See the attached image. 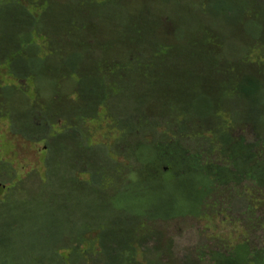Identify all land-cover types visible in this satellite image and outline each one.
<instances>
[{
  "label": "rangeland",
  "instance_id": "rangeland-1",
  "mask_svg": "<svg viewBox=\"0 0 264 264\" xmlns=\"http://www.w3.org/2000/svg\"><path fill=\"white\" fill-rule=\"evenodd\" d=\"M36 125L38 136L59 132L51 153L48 141L20 135ZM238 134L264 137V0H0V242L31 244L57 220L102 216L112 242L95 229L91 249L102 243L119 254L126 240L137 264L230 257L245 240L256 249L244 226L263 231L264 223L245 211L241 186L213 189L207 209L224 218L212 221L138 223L115 204L123 197L114 192L136 179L125 170L136 164L131 155L115 149L158 142L209 156L214 169L232 166L218 143ZM255 155L251 165H264V149ZM83 170L98 174L106 192L79 184L90 182ZM58 205L75 213L52 219Z\"/></svg>",
  "mask_w": 264,
  "mask_h": 264
},
{
  "label": "trees",
  "instance_id": "trees-1",
  "mask_svg": "<svg viewBox=\"0 0 264 264\" xmlns=\"http://www.w3.org/2000/svg\"><path fill=\"white\" fill-rule=\"evenodd\" d=\"M59 121H56V124L54 123L55 127L58 126ZM39 128L36 125L30 128L28 133L20 135L32 143L48 141V151L51 153L54 148L51 139L58 136L59 132L47 127L45 131L43 130L42 135L38 136L36 132L39 131ZM210 131L214 132L215 129L211 128ZM227 140H229L228 144L225 143L227 141H221L218 145L221 153L227 152L231 155V158L226 161L232 163V166L221 167L216 165L217 167L214 169L208 168L212 165L208 162L209 156L182 152L181 148L177 146L169 151L171 147H163L158 145V142L145 144L142 142L115 149L114 156L121 151L120 156L126 160L131 155L136 163L134 166L125 168V170L130 169L128 173L135 175L136 179L133 178L134 181L127 180V184L123 186L121 191L114 192V195L122 194L123 197V202L115 204L117 206L119 204L121 208L126 209L134 217L133 220L138 221V223L147 224L149 221H157L158 224H168L181 219H200L197 218L198 215L212 221L211 217H222L219 214L212 216L207 209V206L211 205L208 197L212 194L213 189L222 185L241 186L245 193H248L244 196L241 192V201L245 203V200H247L248 202L247 208H244L245 211L248 213L255 212L258 217L257 220H262L264 223V215L261 212L264 209V165L259 160V166H255L257 167L256 171H254L255 167L251 165L254 157H257L256 152L260 153L264 149V137L255 136V140L249 142L245 136L238 134L234 138L228 136ZM82 141L85 142L83 138ZM144 147L147 152L144 151ZM210 150L212 149L210 148ZM209 155L211 156V153ZM115 162L113 163L116 167L123 168L119 165L120 163ZM151 166L158 170L151 173L148 170ZM78 172L88 174L90 182L79 183L77 180L79 174L71 176V181L84 185L88 189L96 187L99 192H106L103 183H101V178H97L98 174L94 175L89 170ZM143 184H147V186H143ZM2 185L4 186V184ZM151 185L156 186L152 188ZM132 190H137V192L131 193ZM144 191H147V193H144ZM157 196L162 202H156ZM200 197H204V200H201ZM252 199L258 201L257 206L259 209H256L254 206L256 202H252ZM66 212L68 216L75 213L71 208L66 209L64 205H58L55 209L51 208L49 216L55 219L56 216L60 217ZM147 213H149L148 215L152 214V217L147 218ZM88 220L81 221L78 216H72L61 222L57 220L54 226L46 227L44 235L34 237L31 244L18 245L12 242V245H10L7 242H0V264H122L123 260L128 261L129 264H137L136 250H128V242L123 239V250L119 254L107 252L104 250L105 245H102V243H100L99 249H91L89 243L93 240V230L101 231L99 241L102 238H107V244H111L113 237L109 235L110 225L104 217L100 216L97 223H95V220ZM225 220L222 221L223 224L226 222ZM23 224L26 226V221H23ZM94 224H96L95 227ZM8 225L10 223L4 222L3 227ZM244 228L248 238L252 237L253 234L257 236L259 242L256 249L249 248L248 240H245L242 247L233 250L234 254L230 257L227 256V253L219 252L208 257L216 264H264V248H262L264 247V230L262 231L255 225L244 226ZM133 235L136 234L133 233ZM7 237H11L13 241H16L13 234H6L3 239L9 240ZM133 238L137 239L138 236L136 235ZM26 245H29L32 250L19 249L24 248ZM195 258L198 259L195 264H210L211 261L210 259L207 261V255L205 260L202 252L200 255H196ZM164 261L167 262V260Z\"/></svg>",
  "mask_w": 264,
  "mask_h": 264
},
{
  "label": "flooded vegetation",
  "instance_id": "flooded-vegetation-1",
  "mask_svg": "<svg viewBox=\"0 0 264 264\" xmlns=\"http://www.w3.org/2000/svg\"><path fill=\"white\" fill-rule=\"evenodd\" d=\"M60 122H62V120H60ZM70 129H71V128H70ZM62 131H63V130H61V132H62ZM45 149H46V148H45ZM3 188H4V186H2V188H0V190L3 189Z\"/></svg>",
  "mask_w": 264,
  "mask_h": 264
},
{
  "label": "water",
  "instance_id": "water-1",
  "mask_svg": "<svg viewBox=\"0 0 264 264\" xmlns=\"http://www.w3.org/2000/svg\"><path fill=\"white\" fill-rule=\"evenodd\" d=\"M2 186H3V185L0 183V188H2Z\"/></svg>",
  "mask_w": 264,
  "mask_h": 264
}]
</instances>
